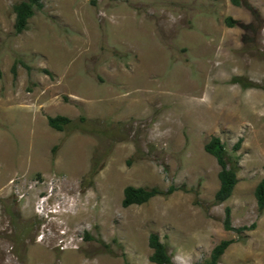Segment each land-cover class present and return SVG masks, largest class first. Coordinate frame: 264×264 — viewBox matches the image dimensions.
Instances as JSON below:
<instances>
[{
  "label": "rangeland",
  "instance_id": "1",
  "mask_svg": "<svg viewBox=\"0 0 264 264\" xmlns=\"http://www.w3.org/2000/svg\"><path fill=\"white\" fill-rule=\"evenodd\" d=\"M20 1L0 0V264H155L151 234L172 264L224 240L217 264H264V0H42L17 34ZM212 137L240 167L224 203ZM128 186L179 190L124 207Z\"/></svg>",
  "mask_w": 264,
  "mask_h": 264
},
{
  "label": "trees",
  "instance_id": "2",
  "mask_svg": "<svg viewBox=\"0 0 264 264\" xmlns=\"http://www.w3.org/2000/svg\"><path fill=\"white\" fill-rule=\"evenodd\" d=\"M231 1L234 5L244 6L251 10L253 9L247 0ZM42 8V0H21L16 3L13 6V10L16 15L15 32L20 34L27 30L29 20L35 15L36 11L41 10ZM229 25L232 26L231 23H229ZM48 123L53 129L62 131L71 123V120L64 116L49 117ZM205 150L216 159L220 167L218 174L220 187L215 194V201L217 203H224L231 198L238 183V173L240 169L239 163L237 160L228 156L225 145L218 137H212L205 145ZM177 190H179V188L174 186H171L168 190H161L159 188L145 189L141 187L128 186L124 190L123 206L130 207L132 205H142L158 196H170ZM255 197L259 210L264 211V176L256 187ZM224 227L228 231H237L239 233L243 232V230H248L246 227L235 229L232 226L230 208H227L225 211ZM87 239L91 240V237L88 236ZM233 243H235L234 240H224L218 244L213 249L211 259L208 264H217L228 247ZM149 246L153 250L150 257L151 262L155 264H172V258L168 253L167 246L161 242L160 237L157 234L150 235Z\"/></svg>",
  "mask_w": 264,
  "mask_h": 264
}]
</instances>
